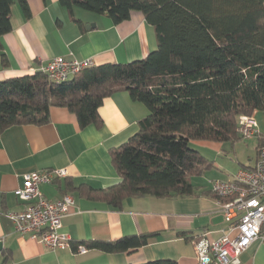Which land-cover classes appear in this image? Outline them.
Listing matches in <instances>:
<instances>
[{
  "label": "trees",
  "instance_id": "1",
  "mask_svg": "<svg viewBox=\"0 0 264 264\" xmlns=\"http://www.w3.org/2000/svg\"><path fill=\"white\" fill-rule=\"evenodd\" d=\"M12 1L0 0V36L11 29ZM18 1L29 16L26 0ZM59 2L68 10L78 6L106 14L115 24L128 19L132 10L140 11L154 27L157 42L141 59L93 65L58 83L40 70L0 80V133L13 125L47 123L51 106L74 113L80 127L100 124L98 107L117 91H126L146 106L138 130L110 150L120 180L104 188L69 186L79 195L103 200L111 208H119L130 196L189 195L190 177L210 165L190 141L233 146L242 138L236 131L238 116L264 113V0ZM263 145L264 135L257 150ZM151 235L89 240L86 246L124 252L146 244ZM140 264L177 262L156 259Z\"/></svg>",
  "mask_w": 264,
  "mask_h": 264
},
{
  "label": "crops",
  "instance_id": "2",
  "mask_svg": "<svg viewBox=\"0 0 264 264\" xmlns=\"http://www.w3.org/2000/svg\"><path fill=\"white\" fill-rule=\"evenodd\" d=\"M26 3L29 16L18 0L10 5L11 29L0 36V80L33 74L52 57L69 52L99 65L141 59L157 47L155 29L140 11L132 10L128 19L115 24L106 14H92L78 6L68 10L59 0ZM98 113L100 124L80 127L74 113L51 106L47 123L13 125L0 133V264H140L156 259L198 264L192 240L217 238L229 226L210 181L229 180L240 167L228 172L226 163L214 157L222 142L194 140L204 146L206 153L197 150L210 165L190 177L191 194L130 196L119 208H111L103 200L79 195L74 187L104 188L120 180L110 150L138 130L147 108L126 91H117L103 98ZM62 167L67 175L42 183L40 189L49 199L73 196L75 204L61 227L70 236V246L48 247L16 232L6 212L24 206L15 195L24 173ZM142 233L153 235L146 244L124 252L86 246L89 240L111 241ZM79 245L86 246V251L80 252ZM239 264H264V244L251 243L241 253Z\"/></svg>",
  "mask_w": 264,
  "mask_h": 264
},
{
  "label": "built area",
  "instance_id": "3",
  "mask_svg": "<svg viewBox=\"0 0 264 264\" xmlns=\"http://www.w3.org/2000/svg\"><path fill=\"white\" fill-rule=\"evenodd\" d=\"M93 65L91 58L78 59L69 52L66 56L52 57L40 71L51 82L58 83ZM236 131L241 137L253 136L258 132L257 123L252 116L239 115ZM67 173L62 167L23 174V185L15 190V195L24 206L21 210L6 212L16 232L28 234L48 247L70 246V236L61 232V227L63 218L75 204L73 196L64 194L49 199L40 189L42 183ZM210 189L229 226L217 238L202 236L192 240L198 264H239L241 253L251 243L264 244V145L258 148L251 166L240 168L229 180H211ZM78 249L85 252L86 246L79 245Z\"/></svg>",
  "mask_w": 264,
  "mask_h": 264
},
{
  "label": "rangeland",
  "instance_id": "4",
  "mask_svg": "<svg viewBox=\"0 0 264 264\" xmlns=\"http://www.w3.org/2000/svg\"><path fill=\"white\" fill-rule=\"evenodd\" d=\"M252 117L257 123L258 133L250 137L238 139L234 142L233 146H231L229 142H222L219 154L214 156L217 161L226 163V170L228 172H234L239 167L242 168L243 165L248 166L255 162L259 137L264 135V113L257 110L253 113ZM196 143L197 142L192 140L190 141V146L195 149L198 148L201 152L206 153V150L202 148L204 146L196 145ZM221 169H223V166H221Z\"/></svg>",
  "mask_w": 264,
  "mask_h": 264
}]
</instances>
